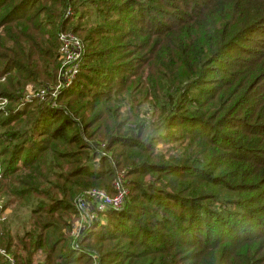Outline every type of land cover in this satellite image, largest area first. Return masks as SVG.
<instances>
[{"label":"trees","instance_id":"16d2710c","mask_svg":"<svg viewBox=\"0 0 264 264\" xmlns=\"http://www.w3.org/2000/svg\"><path fill=\"white\" fill-rule=\"evenodd\" d=\"M60 30L85 47L74 83L21 105L56 83ZM0 75L16 264H264V0H0ZM115 169L128 202L72 249L74 199Z\"/></svg>","mask_w":264,"mask_h":264},{"label":"built area","instance_id":"2783aa9c","mask_svg":"<svg viewBox=\"0 0 264 264\" xmlns=\"http://www.w3.org/2000/svg\"><path fill=\"white\" fill-rule=\"evenodd\" d=\"M72 14L70 7L64 13V19ZM58 42L59 67L56 75V83L46 86L35 87L27 85L23 90L21 99L23 102H38L56 107L60 94L71 87L74 83L85 55V47L80 38L72 31H58L56 34ZM4 77L0 79L3 81ZM8 100L3 98L0 108L4 109ZM111 193L102 189H91L84 191L74 199L75 222L71 225L72 249H79V238L81 232L86 231L93 224L103 223L104 215L108 211L120 212L124 209L129 199V190L126 185L123 171L114 170L111 184ZM2 209V206L0 207ZM4 219V218H2ZM0 255L7 264H16L13 257L0 250Z\"/></svg>","mask_w":264,"mask_h":264},{"label":"rangeland","instance_id":"374dc122","mask_svg":"<svg viewBox=\"0 0 264 264\" xmlns=\"http://www.w3.org/2000/svg\"><path fill=\"white\" fill-rule=\"evenodd\" d=\"M0 76H2V75H0ZM3 77H5V76H3ZM32 85V84H31ZM21 105H23V104H27V103H31V102H27V103H25V102H23L22 101V99H21ZM6 108V107H5ZM4 108V109H5ZM143 114L147 117V116H150V113H148V110L147 109H144V111H143ZM101 147H104V145L103 146H101ZM102 154H104V155H109V153H102ZM99 159L97 158V161H98ZM91 189H96V188H91ZM90 190V189H89ZM132 195V194H131ZM3 197H0V207L2 206V209H0L1 210V212H0V220H1V222L2 221H15V222H17V220H19V221H24L27 217H28V215H29V210L27 209V208H25V209H19V207H18V205H16V203H14V202H6V198H3ZM3 205H4V208H3ZM111 216L112 217V220L114 221V222H116L115 220H114V214L112 213H110V211H108V212H106V214L104 215V219L102 220L103 221V224L102 225H105L106 223H108V222H111V221H109L108 220V216ZM136 214H134V216H135ZM2 218H4V219H2ZM107 220H108V222H107ZM18 221V222H19ZM75 222V218H74V221L72 222V224ZM114 224H116V223H114ZM102 225H97V229H99V227L100 226H102ZM15 224L13 225V227L15 228ZM116 227V226H115ZM95 228V229H96ZM93 230H94V228H92ZM92 229H90V230H92ZM107 230V228H105L104 230H102V228L99 230V233L101 234L103 231H106ZM88 230H86V231H84V232H87ZM84 232H81V235H80V238H79V242L81 241V239H83V237L82 236H84V235H87L88 233H84ZM1 251H4V250H1ZM5 252V251H4ZM9 254V253H8ZM11 255V254H10ZM12 256V255H11ZM14 259V258H13ZM5 261V260H4ZM15 261V260H14Z\"/></svg>","mask_w":264,"mask_h":264}]
</instances>
